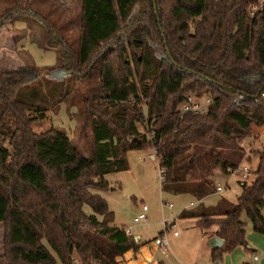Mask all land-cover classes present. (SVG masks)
I'll return each mask as SVG.
<instances>
[{
	"label": "trees",
	"instance_id": "1",
	"mask_svg": "<svg viewBox=\"0 0 264 264\" xmlns=\"http://www.w3.org/2000/svg\"><path fill=\"white\" fill-rule=\"evenodd\" d=\"M254 3L80 0L75 58L47 28L61 49L58 76L88 87V157L64 132H33L34 118L25 112L40 114L41 108L21 98L25 66L0 71V224L7 264H118L125 252L137 251L135 237L112 225L114 214L99 194L110 186L106 175L129 169L132 151L155 150L162 191L197 199L215 193L214 171L228 175L250 162L242 141L253 126H264V1L250 14ZM187 94L208 95V110L181 116ZM258 156L254 178L242 184L236 203L222 198L179 214L197 218L198 229L223 240L211 249L212 260L246 244L242 213L264 236V151Z\"/></svg>",
	"mask_w": 264,
	"mask_h": 264
},
{
	"label": "rangeland",
	"instance_id": "2",
	"mask_svg": "<svg viewBox=\"0 0 264 264\" xmlns=\"http://www.w3.org/2000/svg\"><path fill=\"white\" fill-rule=\"evenodd\" d=\"M263 1L256 0L247 8L248 13L253 14ZM47 28L56 32L58 40L66 43L70 55L75 58L80 33V0H0V71L25 66L21 98L41 108L40 114L25 112L34 118L31 122L33 132L43 133L51 128L64 132L72 144L88 157L91 124L83 104L88 87L84 80L78 82L67 75L62 78L58 76L57 71L63 66L61 49L53 43V35L47 33ZM139 129L143 130L140 126ZM241 146L245 149V156L251 159L248 165L253 174L246 182H240L235 176L223 175L218 171L212 178L214 187L225 183H228V187L210 195L207 202L223 198L236 203L242 184H249L254 178L258 152L264 151V126H253L251 136L243 140ZM127 158L129 169L106 175L110 186L107 190L99 191L109 211L113 212L116 225L131 228L132 236H140L153 243L158 231H163L164 222H167L168 239L174 231L180 233L176 241L172 244L169 242L172 253L187 264H243L244 260L251 262L253 255L258 256L254 264H264V236L253 230L245 213L240 217L245 224V245L223 253L220 260H212L211 255L201 253L195 244L196 232L187 229L183 220L178 218L181 208L193 202V198L162 191L158 160L152 148L132 151ZM169 203L172 204L170 208L167 206ZM142 205L148 208L146 220L134 223L133 219L140 213ZM84 211L89 214L90 208L85 206ZM4 242L5 226L0 224V264H7ZM172 253H168L169 257H172Z\"/></svg>",
	"mask_w": 264,
	"mask_h": 264
},
{
	"label": "crops",
	"instance_id": "3",
	"mask_svg": "<svg viewBox=\"0 0 264 264\" xmlns=\"http://www.w3.org/2000/svg\"><path fill=\"white\" fill-rule=\"evenodd\" d=\"M218 170L215 171V174H217ZM215 177V176H214ZM179 196H186L190 194H178ZM212 195V194H210ZM210 195H207L201 199H197L196 197L190 195V197L193 198V202H190L189 205L184 206L181 208V211L183 210H195L199 207H211L217 204L219 201H213V202H207ZM230 203V202H229ZM233 204V203H231ZM179 213V214H180ZM178 218L179 215H178ZM183 220V222L187 225V229H193L196 233L194 234L195 238V244L197 245V248L200 250L201 253H205L207 255H210L211 248L208 246V240L211 238L209 234H206L205 232L201 231L196 227L197 218H180ZM112 225L120 227L116 225L114 222ZM161 231H158V234ZM177 232V231H176ZM138 237V245L139 248L137 251H134L132 249L128 250L124 253L123 256H120L117 258L118 264H187L185 260H180L177 256H175L172 253V248L170 246L169 251L166 254H163L161 250H159L154 243L147 242V240L142 239L140 236ZM180 237V233L178 232L177 236L171 235L169 238V242H174ZM168 253H172V257H169ZM245 261V260H244ZM242 262L243 264H249L254 262Z\"/></svg>",
	"mask_w": 264,
	"mask_h": 264
},
{
	"label": "built area",
	"instance_id": "4",
	"mask_svg": "<svg viewBox=\"0 0 264 264\" xmlns=\"http://www.w3.org/2000/svg\"><path fill=\"white\" fill-rule=\"evenodd\" d=\"M211 98L208 95L204 96H195L192 94H187L185 95V99L179 104L178 106V111L180 115L182 116L183 114H186L188 112L192 113H205L210 104H211ZM154 153L155 150H154ZM164 174V170L159 168V175H160V180H162ZM253 174L251 167L246 163V162H241L237 167L234 169H230L228 172L227 176H235L236 179L240 182H246L250 176ZM228 187V183H225V185H216L214 187V192L215 193H220L223 190H225ZM167 206L170 208L172 207V204L169 203ZM148 208L146 205H142L140 213L138 214L137 217L133 219L134 223H138L140 221H145L146 220V214H147ZM168 224L167 222H164V230L162 231L161 235L156 236L153 239L154 245L162 251L163 254H166L169 249V239L167 237V232H168ZM125 233L128 237L132 236V229L131 228H125ZM173 236H177L178 232L174 231L172 233ZM258 261V256L253 255L252 256V262H257ZM252 263V264H254ZM251 264V263H249Z\"/></svg>",
	"mask_w": 264,
	"mask_h": 264
},
{
	"label": "water",
	"instance_id": "5",
	"mask_svg": "<svg viewBox=\"0 0 264 264\" xmlns=\"http://www.w3.org/2000/svg\"><path fill=\"white\" fill-rule=\"evenodd\" d=\"M135 241H138V237L134 238ZM223 245V240L217 236H212L209 240H208V246L211 249H216V248H220Z\"/></svg>",
	"mask_w": 264,
	"mask_h": 264
}]
</instances>
